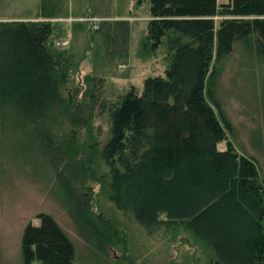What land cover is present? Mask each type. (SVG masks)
<instances>
[{
  "label": "trees",
  "instance_id": "trees-1",
  "mask_svg": "<svg viewBox=\"0 0 264 264\" xmlns=\"http://www.w3.org/2000/svg\"><path fill=\"white\" fill-rule=\"evenodd\" d=\"M147 2L138 55H162L163 74L100 103L108 80L82 79L91 85L84 99L98 101L111 123L101 150L109 197L148 230L190 233L208 264H264V179L254 158L228 141L219 147L231 124L214 91L235 43L264 53V0ZM61 37L60 22L0 21V120L46 149L56 124L68 123L70 134L82 120L62 93L74 70L71 48L54 45ZM36 217L21 233L23 264H75V245L58 221L46 211Z\"/></svg>",
  "mask_w": 264,
  "mask_h": 264
},
{
  "label": "rangeland",
  "instance_id": "rangeland-1",
  "mask_svg": "<svg viewBox=\"0 0 264 264\" xmlns=\"http://www.w3.org/2000/svg\"><path fill=\"white\" fill-rule=\"evenodd\" d=\"M141 1L0 0V21L65 24L66 37L54 38V45L71 48L74 72L62 93L82 117L70 134L68 123L56 124L48 149L0 120V264H23L21 233L27 222H38L40 211L52 214L74 243L75 264H208L207 249L190 233L148 230L109 197L101 150L111 123L99 103L115 100L130 86L141 87L145 78L163 74L166 65L160 54L138 55L149 20L148 2ZM86 75L108 80L98 104L84 99L91 87L82 82ZM214 91L231 124L219 147L228 141L254 158L264 179V53L249 42L235 43Z\"/></svg>",
  "mask_w": 264,
  "mask_h": 264
}]
</instances>
